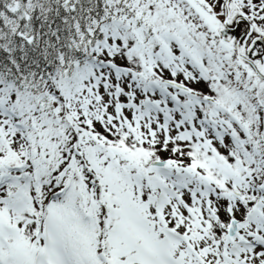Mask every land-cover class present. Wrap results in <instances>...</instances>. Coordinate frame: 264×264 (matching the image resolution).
I'll list each match as a JSON object with an SVG mask.
<instances>
[{"label": "snow or ice", "instance_id": "6c2138e0", "mask_svg": "<svg viewBox=\"0 0 264 264\" xmlns=\"http://www.w3.org/2000/svg\"><path fill=\"white\" fill-rule=\"evenodd\" d=\"M0 264H264V0H0Z\"/></svg>", "mask_w": 264, "mask_h": 264}]
</instances>
